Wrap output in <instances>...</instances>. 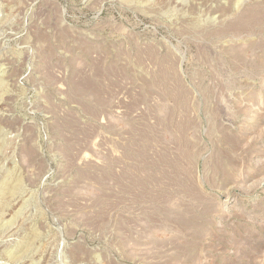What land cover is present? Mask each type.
I'll use <instances>...</instances> for the list:
<instances>
[{
    "label": "rangeland",
    "instance_id": "1",
    "mask_svg": "<svg viewBox=\"0 0 264 264\" xmlns=\"http://www.w3.org/2000/svg\"><path fill=\"white\" fill-rule=\"evenodd\" d=\"M0 264H264V0H0Z\"/></svg>",
    "mask_w": 264,
    "mask_h": 264
},
{
    "label": "bare ground",
    "instance_id": "2",
    "mask_svg": "<svg viewBox=\"0 0 264 264\" xmlns=\"http://www.w3.org/2000/svg\"><path fill=\"white\" fill-rule=\"evenodd\" d=\"M86 88V87H85Z\"/></svg>",
    "mask_w": 264,
    "mask_h": 264
}]
</instances>
